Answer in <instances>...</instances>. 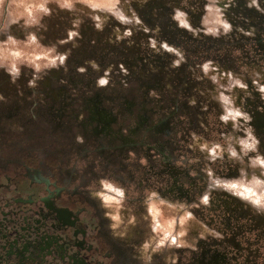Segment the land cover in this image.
I'll return each mask as SVG.
<instances>
[{"label": "rangeland", "instance_id": "obj_1", "mask_svg": "<svg viewBox=\"0 0 264 264\" xmlns=\"http://www.w3.org/2000/svg\"><path fill=\"white\" fill-rule=\"evenodd\" d=\"M28 171L108 264V236L134 264H264V0H0V178Z\"/></svg>", "mask_w": 264, "mask_h": 264}, {"label": "flooded vegetation", "instance_id": "obj_2", "mask_svg": "<svg viewBox=\"0 0 264 264\" xmlns=\"http://www.w3.org/2000/svg\"><path fill=\"white\" fill-rule=\"evenodd\" d=\"M28 173L32 181L13 178L8 183L10 179L0 178V264H108L88 211L62 200V191L52 189L38 172ZM110 192L123 196L116 191L107 194ZM165 216L154 208L150 211L154 230H167ZM108 240L117 251L119 264H134L127 249L109 236Z\"/></svg>", "mask_w": 264, "mask_h": 264}, {"label": "snow or ice", "instance_id": "obj_3", "mask_svg": "<svg viewBox=\"0 0 264 264\" xmlns=\"http://www.w3.org/2000/svg\"><path fill=\"white\" fill-rule=\"evenodd\" d=\"M101 83H105V81H101ZM106 187H109V190L111 191H115L114 189H111L110 186H106ZM118 194H121V193H118ZM207 200V197H205V201Z\"/></svg>", "mask_w": 264, "mask_h": 264}]
</instances>
